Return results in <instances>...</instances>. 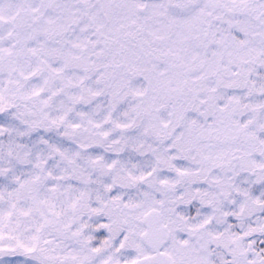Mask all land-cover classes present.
Listing matches in <instances>:
<instances>
[{
    "label": "snow or ice",
    "instance_id": "6c2138e0",
    "mask_svg": "<svg viewBox=\"0 0 264 264\" xmlns=\"http://www.w3.org/2000/svg\"><path fill=\"white\" fill-rule=\"evenodd\" d=\"M0 264H264V0H0Z\"/></svg>",
    "mask_w": 264,
    "mask_h": 264
}]
</instances>
